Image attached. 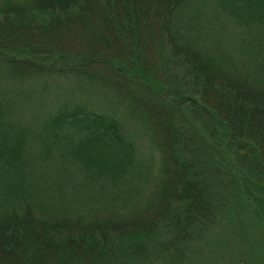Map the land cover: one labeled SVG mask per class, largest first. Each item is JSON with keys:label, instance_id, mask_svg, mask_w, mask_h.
Returning a JSON list of instances; mask_svg holds the SVG:
<instances>
[{"label": "trees", "instance_id": "obj_1", "mask_svg": "<svg viewBox=\"0 0 264 264\" xmlns=\"http://www.w3.org/2000/svg\"><path fill=\"white\" fill-rule=\"evenodd\" d=\"M188 3L0 0V264H187L181 257L213 221L216 204L201 165L204 149L196 146L202 136L179 123L185 107L229 147L244 151L240 164L256 180L264 178V44L239 61L225 36L203 31L209 19L203 26L187 19ZM211 3L225 23L264 35V0ZM208 36L210 50L193 40ZM63 74L133 105L157 134L161 174L156 201L143 213L41 211L50 209L39 205L34 165L55 157L66 171L74 166L114 183L136 153L122 123L86 102L26 112L37 123L21 117L23 86ZM34 142L42 148L31 147ZM160 229L171 236L164 248L157 246Z\"/></svg>", "mask_w": 264, "mask_h": 264}, {"label": "rangeland", "instance_id": "obj_2", "mask_svg": "<svg viewBox=\"0 0 264 264\" xmlns=\"http://www.w3.org/2000/svg\"><path fill=\"white\" fill-rule=\"evenodd\" d=\"M186 14L194 25H206L209 19L208 32L204 28L203 31L225 36L234 50L232 54H239V61L247 60V52L251 49H255L257 55L263 49L260 48L264 44L263 34L251 36L225 23L222 20L225 17L215 9L211 0H189ZM190 30L192 32L191 27ZM238 38H241V44L233 46L232 43ZM193 40L203 49L210 50L209 36ZM104 92V88L68 74H63L57 80L25 84L22 88L18 108L21 117L28 122L38 121H32L26 112L38 114L39 110L52 111L63 102L71 104L82 101L118 119L125 135L136 148L133 162L123 177L114 183L92 179L88 173L74 166L66 171L64 162L55 157L34 165L38 172L36 187L42 191L39 205H46L50 209L49 213L41 209L45 214L88 217L96 213L103 217L111 214L126 218L131 214L143 213L156 201L155 191L161 174L157 134L155 137L149 121L140 110L111 91L107 94ZM185 108L179 123L193 134L202 136L195 140L196 146L204 149L200 153L201 165L205 170L206 183L211 182L209 191L216 205L213 221L195 237L194 243L187 247V252L181 258L187 264H264V178L256 180V175L240 164L239 153L243 150L236 152L229 147L225 139L218 137V133L208 131L198 114ZM31 147L35 150L42 148L36 142ZM155 236L157 246L161 248L171 242V236L167 238L169 233L165 229H160ZM158 248L150 250L156 251ZM173 250L170 248L169 255L173 254ZM132 264H159V261H133Z\"/></svg>", "mask_w": 264, "mask_h": 264}]
</instances>
